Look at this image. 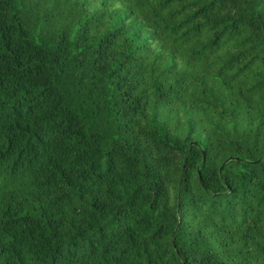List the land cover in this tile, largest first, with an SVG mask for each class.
<instances>
[{"label":"trees","instance_id":"trees-1","mask_svg":"<svg viewBox=\"0 0 264 264\" xmlns=\"http://www.w3.org/2000/svg\"><path fill=\"white\" fill-rule=\"evenodd\" d=\"M0 264H264V0H0Z\"/></svg>","mask_w":264,"mask_h":264}]
</instances>
